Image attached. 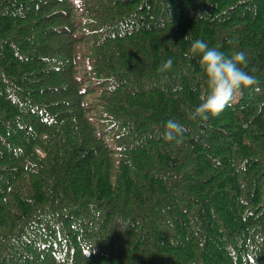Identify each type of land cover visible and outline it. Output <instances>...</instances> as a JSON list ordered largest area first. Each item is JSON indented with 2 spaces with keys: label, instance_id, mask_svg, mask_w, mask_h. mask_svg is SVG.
I'll return each mask as SVG.
<instances>
[{
  "label": "trees",
  "instance_id": "1",
  "mask_svg": "<svg viewBox=\"0 0 264 264\" xmlns=\"http://www.w3.org/2000/svg\"><path fill=\"white\" fill-rule=\"evenodd\" d=\"M0 264H264V0H0Z\"/></svg>",
  "mask_w": 264,
  "mask_h": 264
},
{
  "label": "clouds",
  "instance_id": "2",
  "mask_svg": "<svg viewBox=\"0 0 264 264\" xmlns=\"http://www.w3.org/2000/svg\"><path fill=\"white\" fill-rule=\"evenodd\" d=\"M186 56L198 58L197 63L203 74L206 89L200 102L188 113L192 120H206L209 115H217L228 105L235 92L255 82V77L245 71L247 59L242 50L226 53L202 39H195ZM172 66L173 59L169 57L160 65L159 70L166 71ZM183 129L184 125L168 119L163 136L167 140H174L182 134Z\"/></svg>",
  "mask_w": 264,
  "mask_h": 264
},
{
  "label": "rangeland",
  "instance_id": "3",
  "mask_svg": "<svg viewBox=\"0 0 264 264\" xmlns=\"http://www.w3.org/2000/svg\"><path fill=\"white\" fill-rule=\"evenodd\" d=\"M81 66L84 67V64H81ZM82 72H83V71H81V73H82Z\"/></svg>",
  "mask_w": 264,
  "mask_h": 264
}]
</instances>
